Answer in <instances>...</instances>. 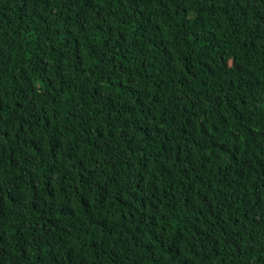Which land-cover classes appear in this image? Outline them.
Returning a JSON list of instances; mask_svg holds the SVG:
<instances>
[{
    "label": "trees",
    "instance_id": "16d2710c",
    "mask_svg": "<svg viewBox=\"0 0 264 264\" xmlns=\"http://www.w3.org/2000/svg\"><path fill=\"white\" fill-rule=\"evenodd\" d=\"M0 264H264V0H0Z\"/></svg>",
    "mask_w": 264,
    "mask_h": 264
}]
</instances>
